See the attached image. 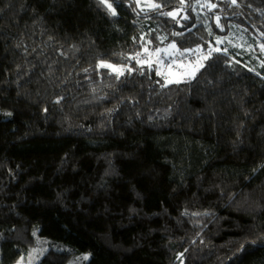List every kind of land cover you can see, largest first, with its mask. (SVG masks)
I'll use <instances>...</instances> for the list:
<instances>
[{"label":"trees","instance_id":"1","mask_svg":"<svg viewBox=\"0 0 264 264\" xmlns=\"http://www.w3.org/2000/svg\"><path fill=\"white\" fill-rule=\"evenodd\" d=\"M109 2L0 0V264H264V64L210 48L261 55L264 0ZM168 45L192 79L140 63Z\"/></svg>","mask_w":264,"mask_h":264},{"label":"rangeland","instance_id":"2","mask_svg":"<svg viewBox=\"0 0 264 264\" xmlns=\"http://www.w3.org/2000/svg\"><path fill=\"white\" fill-rule=\"evenodd\" d=\"M143 1L151 3L153 0ZM153 4H155V2H153ZM171 13H173V17L181 16V18H185L183 10L178 9ZM220 38L222 39L215 40L210 46L212 51H217L224 46L225 48L233 49L236 55L244 58L247 66L252 69H258L264 64L262 60L264 57V49H261L262 54L258 55L259 51L257 45H253L248 35L246 36V33L236 27V25L231 26L230 34L225 40L223 39L225 37ZM143 54V59L140 63L142 65L155 66L160 74H164L167 83L169 80L185 82L192 79L206 58V52L204 50L194 48L187 49L186 52H184L176 46L173 47V45L163 46L162 48L153 49L149 52L144 51ZM169 67L171 71L173 70L172 74L168 70ZM109 69L114 72L111 68ZM42 254L43 252L40 250H33L23 257L22 264H35ZM84 257H87V259H84ZM21 258H19L18 261H21ZM88 258V254L79 253L74 255L67 264H84Z\"/></svg>","mask_w":264,"mask_h":264},{"label":"snow or ice","instance_id":"3","mask_svg":"<svg viewBox=\"0 0 264 264\" xmlns=\"http://www.w3.org/2000/svg\"><path fill=\"white\" fill-rule=\"evenodd\" d=\"M137 2H139V0H137ZM181 3L183 4V0H181ZM230 3H231L232 5H237V0H230ZM97 4H98V5H103V6L108 10V12H109L110 15L115 16V15L117 14V13H116V10L113 8L112 3H110L109 0H97ZM152 7H153V8H159L160 5H158V4H154V5H152ZM210 7L215 8L216 5H215V4H211ZM165 15L172 16L173 13L169 12V13H165ZM173 47H175V45H173ZM261 48L264 49V45H261ZM139 55H140V54L137 53V56H139ZM99 66H101V67L111 68L114 72H118V73L122 74L121 70H120L119 68H117L116 66H114V65H111V64H107V63L101 62V64H100ZM85 71H87V70H85ZM157 75H160V73L157 72ZM257 75H259V73H257ZM173 82H175V83H180L179 80H175V81H173V80H169V81H168V83H173ZM57 102H58V101H57ZM9 115H11V114L9 113ZM33 234L35 235V233H33ZM241 250H243V245L241 246ZM181 255H182V254H181ZM84 259H87V257H84ZM22 260H23V257L21 258V261H18V262H17V264H22Z\"/></svg>","mask_w":264,"mask_h":264}]
</instances>
